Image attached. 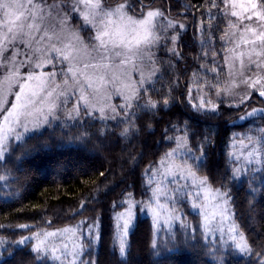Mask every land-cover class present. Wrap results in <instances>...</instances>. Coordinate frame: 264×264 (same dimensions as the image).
Here are the masks:
<instances>
[{"label":"snow or ice","instance_id":"obj_1","mask_svg":"<svg viewBox=\"0 0 264 264\" xmlns=\"http://www.w3.org/2000/svg\"><path fill=\"white\" fill-rule=\"evenodd\" d=\"M181 7L186 12L195 8L200 13L198 24L195 12L192 17L197 41L194 46L199 49L193 53L196 62H201V56L206 61L211 50L216 65L215 36L224 25L220 35L225 53L223 66L219 71L216 66L210 68L215 73L213 78L193 71L184 81L189 104L213 118L225 99L229 109L236 111L249 107L252 96L261 98L264 104V0H204L201 5ZM186 33L187 25L171 12L165 15L155 8L154 0H0L2 166L8 170L9 163L14 165L36 150L30 134L45 127L53 130L49 135L59 129L62 143L79 142L84 146L111 139L130 143L146 132L154 134V121L146 117L154 118L170 109L174 93L187 75L186 70L179 71L181 61L187 60L181 47ZM164 48L172 73L166 92L156 88L158 74L163 79L158 52ZM206 67L201 62V68ZM193 88L198 104L193 102ZM184 95L182 92L181 98ZM114 98L121 102L114 103ZM239 120L252 126L240 137H233V150L227 153L222 173L213 177L208 169V146L214 139L211 132L194 150L187 124L183 130L175 124L173 129L165 128L164 137L174 141L175 147L170 144V150L144 170L148 186L141 195L145 199L137 200L136 193L126 187L119 202L112 204L113 215L107 219L96 214L55 231L18 224L21 239L15 244L34 241L30 253L35 254L20 259L18 264H47L49 259L53 264H86L78 258L85 248L92 249L103 239L105 230L112 234L113 255L119 257L116 264H133L130 238L136 228L137 211L151 216L154 233L161 224L171 228L174 221L180 222L185 233L183 241L178 233L164 244L153 240L150 254L154 257L187 246L193 250L199 247L198 255L208 256L210 264H228L229 249L255 257L252 264H264V239L246 236L232 211L236 182L247 178L253 198L256 182L264 184V107H251ZM108 121L114 124L109 126ZM172 130L174 135L168 136ZM42 146H49L48 137L43 138ZM169 178L171 187L166 183ZM5 179L0 175V181ZM185 205L198 214L197 223L189 224ZM85 210L86 202L80 204L74 216L83 215ZM190 228L195 243L187 235ZM85 229L86 240L80 238ZM24 231L30 235H23ZM217 233L218 242L208 243L207 237ZM201 239L206 242L201 244ZM6 243L0 236V247ZM87 264H99V258ZM153 264L164 261L154 260Z\"/></svg>","mask_w":264,"mask_h":264},{"label":"trees","instance_id":"obj_2","mask_svg":"<svg viewBox=\"0 0 264 264\" xmlns=\"http://www.w3.org/2000/svg\"><path fill=\"white\" fill-rule=\"evenodd\" d=\"M156 0H154L155 2ZM166 4L165 13L171 12L173 17L191 18L195 12L196 23H199L200 13L195 8H190L187 12L181 5H201L204 0H161ZM185 15L181 16L180 13ZM189 14V15H188ZM181 47L184 49L186 62L181 61L179 71L186 70L187 75L181 79L180 88H177L173 103L169 110H162L155 117L154 134L144 133L129 142H118L116 139L92 141L87 146L79 142L62 143L59 141L61 131L59 129L52 135L51 128H43L30 134L33 138L31 144L36 146V150L26 155L22 161L9 163L7 169L0 162V175L6 179L0 181V236L7 241L4 247H0V264H18L22 258H27L35 254L30 253V246L33 241H26L25 245H16L15 241L21 239V231L16 226L18 224H27L34 230L43 228L44 230L61 229L66 226L79 224L81 220H87L100 214L106 219L113 215L112 204L119 202L121 192L128 187L130 191L136 193V199H145L141 192L147 188V176L144 170L152 166L154 161L159 158L171 147H175L174 141H169L164 137L165 128L173 129V125H178L182 130L187 124L190 146L199 148L200 142L204 136L211 132L214 139L208 146L207 164L213 177L217 173H222L226 166V157L229 151H232L230 145L233 137H240L251 124H245L239 120V116L249 111L251 107L261 108V98L254 97L247 108H241L239 111L230 110L226 103L221 104L220 111L213 118L211 114L205 115L203 111H197L188 102L184 81L191 78L193 71H197L206 78L215 77V73L210 71L213 66L220 70L223 66L224 51L221 47V33H217L215 41L216 65H213V56L211 50L207 60L204 61L201 56V62L208 65L201 68V62L193 60V53L199 49L194 46L193 20L190 23ZM159 65L163 73V79L157 77L156 88L167 91L168 83L172 82V73L169 69L168 57L165 53H158ZM185 93L181 98V93ZM197 90L193 88L192 98L195 103ZM233 121L236 123L234 124ZM71 123V122H70ZM109 126L113 121L106 122ZM99 124V121H97ZM260 125V121H256ZM168 136L174 135V130L169 131ZM48 137L49 146H42V140ZM13 144L17 142H12ZM97 152V153H91ZM123 153V158L119 164L117 157ZM103 157V158H102ZM135 157L136 159H130ZM70 169V170H69ZM72 169V170H71ZM76 169V171H74ZM115 172H118L116 174ZM27 175L28 179L24 177ZM143 181V182H142ZM134 186V187H132ZM218 186V185H216ZM257 191L251 194L248 186V180L245 178L242 182H236L232 189L234 205L232 211L236 222L242 225V230L246 236L253 239H264V184L256 182ZM150 195V191L147 193ZM86 202V209L83 215H75L79 211L81 203ZM251 203V207L249 206ZM185 207V215L189 218V224L198 222V214L191 212L188 206ZM122 210V209H120ZM193 216L196 217L193 220ZM52 223L49 225L48 221ZM152 222L148 217L138 216L136 228L131 236V260L133 264H153L154 260H163L164 264H210V258L200 252L197 247L193 250L190 247L182 246L176 251L168 252L165 250L160 257H154L151 243L153 240L160 244L175 236L177 233L183 241L185 233L180 227L179 221H174L171 228L157 229L155 233L151 227ZM84 231H87L86 229ZM23 235H30L27 231ZM190 242L192 229L187 233ZM85 240L87 237L84 238ZM206 241L200 240L201 244ZM208 243L213 240L207 238ZM218 242V241H217ZM8 249V251H6ZM118 253V249L116 250ZM12 253L11 255L9 253ZM91 252V256L88 253ZM114 245L112 234L105 230L103 239L92 249L85 248L84 254L78 258L86 262L95 261L99 258V264H116L118 255L114 256ZM228 264H252L255 257H241L234 250L229 249L226 252ZM47 264H53L49 259Z\"/></svg>","mask_w":264,"mask_h":264},{"label":"rangeland","instance_id":"obj_3","mask_svg":"<svg viewBox=\"0 0 264 264\" xmlns=\"http://www.w3.org/2000/svg\"><path fill=\"white\" fill-rule=\"evenodd\" d=\"M49 2H51V0H49ZM109 2H111V0H109ZM154 7L155 8H160V9H162L163 10V12L165 13V11L167 10L166 9V4H164V2L163 1H161V0H156L155 2H154ZM165 15H167L166 13H165ZM189 15V14H188ZM177 18V17H176ZM178 20H180L181 22H183L185 25H187V31H188V29H190L191 27H190V23H192V19L191 18H177ZM205 26H207V25H205ZM223 29H224V25L223 24H221L220 25V27H219V30L216 32V34L217 33H223ZM220 37V36H219ZM217 39H218V36L216 37L215 36V41H217ZM223 43V42H222ZM163 45H164V41H161V48H163ZM160 52H162V53H167V49L166 48H164L162 51H159L158 53H160ZM224 55H225V53H224ZM20 59H24V57H23V55H21V57H20ZM223 62H224V57H223ZM59 65H57V70H59ZM158 67H160V65H159V63H158ZM224 72H225V74L227 73V69L225 68L224 69ZM158 76H159V74H158ZM237 91H242V88L241 89H238ZM254 97H257V96H252V98H254ZM208 97L206 96L205 97V99H207ZM212 98L213 99H215V96H214V94H213V96H212ZM251 98V100H253ZM10 99H12V100H14V97H10ZM237 99H238V97H237ZM113 102L114 103H116V104H119L121 101L119 100V98H114V100H113ZM195 103H199V101L196 99V101H195ZM224 103H226L227 105H228V103H229V101L227 100V99H225L224 100ZM251 110V109H250ZM249 110V111H250ZM41 130V129H40ZM12 142H16V141H12ZM91 153H97V152H92V151H90ZM98 154V153H97ZM99 155V154H98ZM103 158V157H102ZM122 159H124L123 158V153L122 154H120L118 157H117V160L116 161H118V163L120 164L121 163V161H122ZM70 170V169H69ZM72 170V169H71ZM74 171H76V169H74ZM116 174H118V172H115ZM178 179V178H177ZM170 181H171V178H169V181H166V183H168L169 184V187H171L172 186V184L170 183ZM180 183L181 184H183L184 183V181H180ZM151 194V193H150ZM162 200H163V198H162ZM138 216H141V217H148V218H150V220H151V222H152V219H151V216L145 211V212H140V211H137L136 212V220H137V218H138ZM174 223V222H173ZM172 223V224H173ZM162 228H165L162 224H161V226L159 227V229H162ZM55 230H58V229H54V230H48V231H55ZM78 236H80V234H78ZM85 237H87V231H84L83 232V236L82 237H80V238H82V239H84ZM207 238H209V239H211V240H213V241H218L219 240V234L217 233L215 236H209V237H207ZM34 242V241H33ZM57 242H59V237L57 238ZM239 256H241V257H245V256H247V255H241V254H239V253H237ZM138 264H139V262H138Z\"/></svg>","mask_w":264,"mask_h":264},{"label":"water","instance_id":"obj_4","mask_svg":"<svg viewBox=\"0 0 264 264\" xmlns=\"http://www.w3.org/2000/svg\"><path fill=\"white\" fill-rule=\"evenodd\" d=\"M184 13H181V15H183Z\"/></svg>","mask_w":264,"mask_h":264}]
</instances>
